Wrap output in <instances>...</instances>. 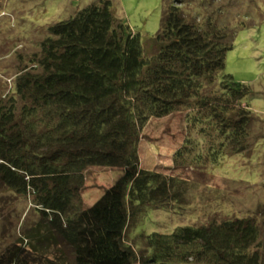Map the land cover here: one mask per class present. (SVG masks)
<instances>
[{"label":"trees","instance_id":"trees-1","mask_svg":"<svg viewBox=\"0 0 264 264\" xmlns=\"http://www.w3.org/2000/svg\"><path fill=\"white\" fill-rule=\"evenodd\" d=\"M110 7L99 0L51 25L40 52L15 72L12 92L0 94V181L29 198L44 221L25 240L2 246L0 264H263L255 216L153 231L140 258L125 241L129 191L144 213L184 201L186 180L139 166L140 134L124 78L128 51L140 38ZM247 93L225 74L216 91L197 101L188 131L198 126L205 144L193 158L248 150L251 110L248 102L239 105ZM196 147L186 136L176 163ZM103 166L121 174L84 206L86 171ZM42 227L70 248L71 262L34 246Z\"/></svg>","mask_w":264,"mask_h":264},{"label":"rangeland","instance_id":"rangeland-1","mask_svg":"<svg viewBox=\"0 0 264 264\" xmlns=\"http://www.w3.org/2000/svg\"><path fill=\"white\" fill-rule=\"evenodd\" d=\"M99 0H0V94L12 92L19 66L27 65L51 35L50 26ZM116 21L129 25L140 43L128 51L125 95L137 122L139 166L185 182L184 201L137 209L125 241L140 258L147 236L177 226L255 216L264 238V0H110ZM228 74L248 87L239 105L251 110L248 150L193 158L204 153L198 126L187 116L197 101L218 89ZM191 137L196 148L182 163L175 154ZM121 174L116 167H90L82 190L84 206L99 198ZM42 216L27 197L0 181V248L32 232ZM42 227L31 242L42 252L71 262L68 246ZM264 253V252H263ZM136 264H139L138 262ZM264 264V261H263Z\"/></svg>","mask_w":264,"mask_h":264},{"label":"crops","instance_id":"crops-1","mask_svg":"<svg viewBox=\"0 0 264 264\" xmlns=\"http://www.w3.org/2000/svg\"><path fill=\"white\" fill-rule=\"evenodd\" d=\"M85 180H86V177H85ZM85 188V187H84Z\"/></svg>","mask_w":264,"mask_h":264}]
</instances>
